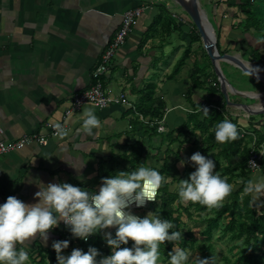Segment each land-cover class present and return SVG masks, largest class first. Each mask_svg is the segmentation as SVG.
I'll use <instances>...</instances> for the list:
<instances>
[{
    "label": "crops",
    "instance_id": "1",
    "mask_svg": "<svg viewBox=\"0 0 264 264\" xmlns=\"http://www.w3.org/2000/svg\"><path fill=\"white\" fill-rule=\"evenodd\" d=\"M163 5L171 14L174 4L166 0H0V128L3 131L0 142L17 141L25 135L49 134L45 130L49 123L66 124L70 130L68 137H50L46 147L31 145L0 156V204L9 196L26 204L38 202L35 193L39 188L29 183L37 178L45 185L66 182L98 192L102 179L107 176L106 161L115 150L112 141L116 130L127 128L132 132L133 142L136 137L148 138L147 132V136L142 134L144 128L140 125L148 121L141 120L136 107L147 85L155 82L157 75L160 78L158 64L162 63L158 55L163 57L166 51L173 50L169 42L180 39L178 32H171L151 38L140 47ZM140 8L144 9L143 15L103 79L105 88L125 91L135 110L116 106L99 110L87 105L64 120L73 98L94 85L93 73L120 30L125 13ZM263 85L256 92L236 89V85L235 89L262 93ZM155 86L156 93L161 94L159 80ZM235 99L232 104L253 102L250 105L256 110H261L257 106L264 104V97L258 101L240 96ZM88 107L101 120V127L91 137L77 131L82 125L81 113ZM235 110L244 115H235ZM226 112L245 135L255 137V132L264 133V115L255 120V116L228 102ZM196 113L193 107L189 111L191 115ZM198 115L199 121L206 118L201 111ZM165 120L168 121L166 116ZM196 133L198 142L203 141L202 131L196 130ZM123 146L128 147L125 140ZM198 152L206 156L199 147ZM128 155L126 151L124 157ZM70 157L85 162L82 173L78 174L70 166ZM221 164L227 166L223 161ZM78 175L83 176V181ZM65 235L62 222L49 233L46 245L37 235L28 245L30 264H39L42 252H55L52 242L63 241ZM68 251L70 255L71 250L67 249L63 255L68 256Z\"/></svg>",
    "mask_w": 264,
    "mask_h": 264
},
{
    "label": "clouds",
    "instance_id": "2",
    "mask_svg": "<svg viewBox=\"0 0 264 264\" xmlns=\"http://www.w3.org/2000/svg\"><path fill=\"white\" fill-rule=\"evenodd\" d=\"M244 75L249 78L264 71L245 62ZM80 84V83H78ZM77 84V85H78ZM202 117H209V109L200 107ZM81 116L82 125L77 131L87 136L95 135L101 127V120L95 111L85 108ZM56 134L68 137L70 130L62 124H56ZM215 140L220 144L229 143L239 138V130L229 118H224L214 128ZM71 158V157H70ZM66 159V157L64 158ZM70 166L78 174L82 173L85 162L81 159H68ZM186 161L181 160L183 167ZM188 163L195 169L187 179H179L172 186L181 201L198 203L208 208H218L233 191V186L215 171L213 159L195 152ZM249 166L260 169L255 162ZM264 171V170H262ZM83 181V176L77 177ZM164 177L158 168L138 165L131 171H119L102 179L97 191L88 190L70 183H48L39 178L29 180L39 191L35 193L38 202L26 204L20 199L9 196L0 204V264H30L29 243L37 238L46 245L49 233L60 222L68 228L73 238L88 241L89 237L103 232V239L111 249V254L102 257L98 249L89 247L86 252L73 249L70 255H63L69 241H53L52 249L56 253L57 264H163L161 246L165 242L172 244L167 254V264H222L223 258L211 252L207 258H201L194 251L181 246L182 231L172 230L174 224L169 219H161L157 212H149L140 217L133 214L131 206L143 207L149 202H156L162 184L171 180ZM264 190V180H249L245 191L258 193ZM115 228L113 236L109 229ZM171 230V232H170ZM133 241L131 247H121ZM27 242V243H26Z\"/></svg>",
    "mask_w": 264,
    "mask_h": 264
},
{
    "label": "trees",
    "instance_id": "3",
    "mask_svg": "<svg viewBox=\"0 0 264 264\" xmlns=\"http://www.w3.org/2000/svg\"><path fill=\"white\" fill-rule=\"evenodd\" d=\"M224 2L228 7L237 9L236 17L240 20V23L236 25V28L244 27L245 31H251L252 33L261 35L262 40H264V0H225ZM192 28L193 31L190 34L192 44L201 42V36L195 25ZM179 30L180 28L169 15L166 6L163 5L160 7L158 17L146 32L140 47L144 46L151 38L159 35H170L171 32H177ZM201 50L204 56L209 59L205 49L201 48ZM221 54H224V52H221ZM191 55L192 50L189 47L179 60L171 76L172 78L186 65ZM249 57L255 61L254 63L256 65L261 62V54L258 49L250 48ZM192 68L190 78L192 79L193 85L188 91V95L192 96L193 92L198 88H205L208 94L203 97L201 103L199 102L194 105V111L197 113L192 114L189 121L196 120L199 117L198 111H200V107H207L211 110L209 117H206L202 121L198 120L194 131L201 130L204 139L200 142L196 140L194 144L202 149L206 157L215 161V171L219 172L222 178L234 186L233 191L226 197L225 202L220 207L208 208L207 206L192 202H187L185 205V202L181 201L178 197L177 192L171 189V184L164 183L158 192L157 201L153 203V209L158 211L161 219L171 220L174 224L172 230L182 231V241L180 243L183 247L190 250L199 248L209 257L211 252L214 251V246L211 244V241L214 239L215 234L220 231L219 240L227 239L231 244L229 250L233 254V257H236L235 263H232L231 258H224L226 264H264V208L255 203L253 198L254 193L245 191L247 182L251 180V176L254 173L249 169L248 163L251 157V151L253 148L257 151L261 149V146L264 144V133L255 132L254 135L256 136L254 137L248 134L245 135L238 128L240 135L237 140L225 144L218 143L215 140L214 128L217 123L229 117L226 112L227 101L221 92L220 83L214 70L211 72L205 70L202 72V75L199 73L196 75L197 65H194ZM143 92V97L138 102L136 111L148 121L147 124L143 122L142 124L146 127L144 131L147 132L148 138L150 139L152 135L160 134L159 127L164 124L167 107L164 100L157 96L155 85L148 84ZM229 118L231 119L232 117ZM169 136L171 137V133H169ZM172 141L173 138H170V142ZM154 154L156 158L160 157L159 150ZM159 161L164 162L159 171L165 177L168 174L166 158L164 160L160 159ZM222 161L227 163V166H222ZM260 165L264 169V159L260 161ZM193 171L195 169L190 167L184 171L179 179H187ZM237 178H241L243 181L242 184L237 183ZM179 179L177 182H179ZM210 212L213 213L212 216L211 214H207ZM195 214L198 215L201 222L206 224L200 233L201 240L204 244L197 247L193 232L184 220V216L188 220H192ZM225 221H227L226 224ZM115 230L111 231L113 236ZM68 234L70 235L71 233H66L64 240L69 241L67 250H72L74 242L68 238ZM77 241L84 252L89 247L98 249L100 256L97 257V260L111 254V249L103 239V232L94 235L88 243H83L78 238ZM133 243L130 240L128 245H121V247H131ZM171 250L172 244L169 242H165L164 246H161V254L165 264H167V254ZM235 251L236 253L234 255ZM39 264H57L56 253L48 251L46 254L42 252V260Z\"/></svg>",
    "mask_w": 264,
    "mask_h": 264
},
{
    "label": "rangeland",
    "instance_id": "4",
    "mask_svg": "<svg viewBox=\"0 0 264 264\" xmlns=\"http://www.w3.org/2000/svg\"><path fill=\"white\" fill-rule=\"evenodd\" d=\"M166 1L170 2L171 4L173 3L171 0ZM199 1L215 29L217 46L219 45L220 54L221 52H224V54L240 56L242 60L249 61V63L256 65L254 63L255 61L252 60L249 55L250 48L258 49L261 54V62H259L256 66L264 69V40H262L261 35H257L251 31H245L244 27L236 28V25L240 23V20L236 17L237 9L228 7L224 2L225 0ZM173 4V10L171 14L169 11L168 12L180 28V30L177 31L180 39H176L174 42H169L171 45L170 47L173 48V50L170 48L171 50L166 51V54L163 57H159L160 54L158 55V58L160 59L159 62L162 63V65L166 63H168V65L167 67H163L161 64H158L160 67V78L157 75L156 79H154V81H156L152 83L153 85H156V83L158 84L159 80V84L161 85L160 88H162V90L161 94H157V96L163 99L166 104V119L168 121L165 120L161 131H159L160 134L152 135L150 139L147 137H144L143 139L136 137V141L134 142L132 141L133 139H130L133 137L131 135V131H129L127 128L126 131H124V129L118 128L115 135L113 136L112 141V144L115 146V150L111 154L110 159H107L106 161V177L114 175L119 171H131L141 164H144L148 167L158 168V170H160V168H162L161 165H163L164 162L159 160H164L166 158L168 174H166L165 177L167 178L169 176L172 178L167 182V184H171L172 189V186L178 183L177 181L182 176L184 171L190 167L193 168L191 164L188 163V161L192 154L198 152V145L194 144L196 140L198 141L199 136V134L194 131V128L198 122V117L196 120L189 121L191 117L189 111H192V107L194 108L195 104L202 102L203 97L208 94V91L205 88H198L193 92L192 96L188 95V91L193 85L192 79L190 78L191 70L193 69L192 67L194 65H197L196 75H198V73L202 75L203 71L206 70L211 72L214 70V68H212L213 65L210 58H206L203 51L201 50V48L204 49L202 41L192 44L190 34L193 31L192 27L194 24L190 17L185 11H183L181 7L175 5V3ZM189 47L192 50L190 59L186 62V65L181 68L178 74L172 78L171 76L179 63V60L182 58L185 50H187ZM221 67L225 77L234 88L237 86L236 89L239 88L242 91L255 90L254 92L261 91L263 89L262 82L251 77L249 78L236 67L227 63H222ZM236 97L238 98L237 95L234 96L231 94L230 103L236 100ZM129 100H131V97H129ZM241 103H243V101H241ZM252 103L253 102H250V104ZM234 114H238L239 116L244 115L238 110H235ZM134 116L135 118L138 117L137 115ZM260 117H262V115L255 116L254 119L258 120ZM140 125L144 128L142 131V134H144L146 127L142 123ZM174 128L177 129L175 130ZM169 133H171V137L169 136ZM170 138H173L172 142H170ZM124 140L128 145L127 148L124 146L122 147V145H124ZM123 149H126L127 154L129 153L127 157H124L126 151ZM158 150L160 151V157L156 158L154 153H156ZM181 160L186 161L183 167L180 166ZM129 167L131 170H129ZM261 169L264 170L262 166ZM262 170L256 172V175L251 176V180H264V172ZM257 174L259 177H257ZM237 181L239 183L241 181V184L243 182L241 178H237ZM253 198L255 203L264 208V190L254 193ZM224 201L222 203H224ZM149 212L158 213V211L153 209V204L148 206L147 209L139 210L136 213L140 217H144ZM207 214H211V216L213 215L211 212ZM184 220L187 222L189 229L193 232L194 238L196 240V247L204 244V242L201 240L200 233L206 224L199 220L197 214L194 215L192 220H188L187 217L184 216ZM226 223L227 221H225V224ZM114 229L115 228L109 229V231H113ZM220 234L221 232L218 231L215 234L214 239L211 241V244L214 246L213 252L219 250L220 253L218 255L223 258L222 264H226L224 260L226 257L231 258L232 263H235L236 257H233V254L229 250L231 244L227 239L222 241L219 240ZM208 244L210 243L208 242ZM192 251H194V255L199 254L201 258L208 257V255L199 248ZM67 253L69 255V251ZM235 253L236 251L234 252V255ZM162 262L165 264L163 256Z\"/></svg>",
    "mask_w": 264,
    "mask_h": 264
},
{
    "label": "built area",
    "instance_id": "5",
    "mask_svg": "<svg viewBox=\"0 0 264 264\" xmlns=\"http://www.w3.org/2000/svg\"><path fill=\"white\" fill-rule=\"evenodd\" d=\"M143 12L144 9L140 8L125 13L120 30L116 34V37L108 48V50L103 54L100 65L95 69L93 73L94 85L90 89L86 90L85 92L79 95H76L73 98L70 107L65 112L64 120H67L72 115L80 112L87 105H92L93 107L99 110H104L113 106L126 107L135 110V107H133V105L131 104L128 95L125 91H115L114 89L105 88L103 79L105 75L109 72L112 66L113 59L116 57L118 51L125 45L138 19H140L143 15ZM141 120H144L142 116ZM63 126L69 129L66 124H63ZM161 129L162 126L159 127V131H161ZM45 130H48L49 134L39 133L34 135H25L17 141L0 142V156L7 155L11 152L23 150L31 145L46 147L49 144L50 137L59 138V136L56 134L55 125L49 123L45 126ZM2 132L3 131L0 128V133ZM262 159H264V147L261 146V149L258 151L253 148L249 161L255 162V164L259 168H261L260 161ZM249 169L254 173L260 171V169H256L252 166H249ZM153 203L155 202H149L143 207H136L135 205H133L130 207L129 210L133 214L139 216L136 213L137 211L147 209V207ZM62 227L65 233L70 232L68 228L63 224V222ZM92 237L93 236L89 237L88 241L86 242L82 240L83 243H88L92 239ZM68 238L74 242L72 250H82L81 245L77 241V238H73L71 234H68Z\"/></svg>",
    "mask_w": 264,
    "mask_h": 264
},
{
    "label": "water",
    "instance_id": "6",
    "mask_svg": "<svg viewBox=\"0 0 264 264\" xmlns=\"http://www.w3.org/2000/svg\"><path fill=\"white\" fill-rule=\"evenodd\" d=\"M171 1L175 3V5L181 7L183 11L187 13V15L190 17L191 21L195 25L198 33L200 34L203 47L212 62L214 72L219 80L221 91L226 101L230 103L231 94H235L242 98L250 97L255 101L262 99L264 97V91L262 93H255V94L239 92L231 85V83L225 77L221 67L222 63H227L229 65H232L244 73V70H246L244 69V65L246 61L242 60L240 56H235L230 54H224V55L220 54L217 46V37H216L215 29L212 23L210 22L206 11L202 8L200 1L199 0H171ZM250 65H252L253 67H257L256 65H253L251 63ZM251 78L264 83V71H261L259 73V79H257L255 76H252ZM230 104L232 106H237L238 108L246 111L251 116L264 115V109L256 110V107L252 108V105H242V104L237 105L232 103Z\"/></svg>",
    "mask_w": 264,
    "mask_h": 264
},
{
    "label": "bare ground",
    "instance_id": "7",
    "mask_svg": "<svg viewBox=\"0 0 264 264\" xmlns=\"http://www.w3.org/2000/svg\"><path fill=\"white\" fill-rule=\"evenodd\" d=\"M251 66H252V65H251ZM263 101H264V100H263ZM261 102H262V101H261ZM257 108L263 110V109H264V104H261V105L257 106Z\"/></svg>",
    "mask_w": 264,
    "mask_h": 264
}]
</instances>
